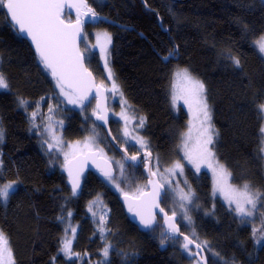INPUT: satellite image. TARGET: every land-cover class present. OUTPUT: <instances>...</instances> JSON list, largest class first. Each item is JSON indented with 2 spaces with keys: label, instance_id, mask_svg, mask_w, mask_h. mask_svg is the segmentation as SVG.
<instances>
[{
  "label": "trees",
  "instance_id": "trees-1",
  "mask_svg": "<svg viewBox=\"0 0 264 264\" xmlns=\"http://www.w3.org/2000/svg\"><path fill=\"white\" fill-rule=\"evenodd\" d=\"M88 6L116 23L88 20L84 29L88 38L95 31L111 32L113 71L130 104L146 117L147 150L159 155L165 166L180 160L177 146L187 126V113L175 112L170 88L174 71L187 68L205 84L212 121L219 132L214 149L233 174V184L250 182L264 192V153L260 151L264 113L257 110L264 102V56L254 44L264 35V0H88ZM74 18L71 12L64 13V19ZM177 45L176 58L163 61L161 57ZM229 53L240 59V68L227 58ZM87 66L94 73L88 62ZM0 70L9 84L0 91L4 132L0 185L18 182L10 198L0 200V230L9 240L15 264H99L106 243L113 247L105 264H193L180 238L161 249V233L165 232L161 220L154 231L141 230L126 212L121 193L101 173L87 172L80 192L72 196L61 164L33 129L30 117L40 105L44 110L58 102L65 142L92 136V126L97 129L101 145L127 166L126 180L120 182L123 193H137L147 186L143 165L131 166L114 148L93 115L95 100L75 109L59 98L55 79L40 64L29 41L13 27L4 7H0ZM20 99L28 101V106H22ZM117 125L112 119L111 129L124 146ZM125 147L137 152L134 146ZM187 176L200 207L193 214L194 222L188 224L179 216L178 223L182 232L191 236L195 231L197 242L209 241L212 252L220 254L217 260L206 250L209 263L264 264V243L254 244L253 225L241 223L221 199L213 197L209 174L197 175L188 167ZM98 199L109 209L105 227L110 232L104 239L98 231L99 218L89 211ZM162 206L171 214L175 210L168 196ZM69 218L79 225L73 252L79 255L71 259L62 252Z\"/></svg>",
  "mask_w": 264,
  "mask_h": 264
},
{
  "label": "snow or ice",
  "instance_id": "snow-or-ice-1",
  "mask_svg": "<svg viewBox=\"0 0 264 264\" xmlns=\"http://www.w3.org/2000/svg\"><path fill=\"white\" fill-rule=\"evenodd\" d=\"M0 7H4L7 10L8 18L13 24V27L19 34H22L25 38L30 39L32 45H34L37 58L45 70H49L52 77L56 81V86L60 89V95L66 98L67 103L77 105L81 108L84 107L85 101H89L92 96L93 89H96L97 95H99V88L93 83L92 73L84 64L85 55L84 52H90L91 49L87 46L84 52H81L79 43L82 40H86L87 34L84 33L83 26L87 22L82 17H87L89 21H97L101 18L99 14L88 4L85 0H78V3L67 4L66 0H0ZM65 7H74L77 9V17L75 22L66 23L63 17V10ZM80 8L86 9L84 12H80ZM167 31V29H165ZM106 44H111V36L105 33ZM99 42V41H98ZM255 47L264 55V35H261L256 41H254ZM96 45H92L95 48ZM178 45L174 46L167 55L161 57V59L167 62L170 59L176 58L178 54ZM101 54L104 59V67L108 71V79H112L113 73L111 68L108 67V49L105 46L101 47ZM231 60L232 64L236 68L241 67V61L238 57H235L229 53L227 56ZM176 81H181V86L177 87V83L174 81L171 95V103L175 107L177 101L183 100L184 104L188 106L189 112L192 113L194 119L198 122L193 124L189 121L188 131L182 134L181 143L177 148L182 151L183 155L180 160L172 162L169 167H165L163 172L160 171L162 166L159 155L153 157L150 151L147 149L150 147L149 142L142 136L134 135L133 132H138L143 129L146 122V117H129L122 110L115 115L120 116L125 121V127L123 136L130 141H135L144 149L143 156H141L138 150L135 154L124 156L125 161H131L133 167L143 164L150 175L155 179H149L148 185L151 186V191H144L143 189H137L138 195H129L124 193L125 201L128 203V211L139 216L140 225L143 228L154 231L153 225L156 223V209L159 213L163 214L165 224L167 228L165 232L161 233V244L163 245L168 240L178 242V238H183L181 248L188 253V255L196 261V264H208V259L202 254L207 250L210 255L220 260V254L218 252H212V248L209 241H200L195 231L191 236L184 235L180 232L179 227L176 225L175 220L177 212L172 211V215L168 216L165 213L164 208L160 207L159 198L167 196L170 190L175 197V203L179 205L181 211L182 220H186L188 224L192 223V217L188 215V205L192 207H199L194 201L198 199L195 196L194 191L188 184L187 180L183 181L184 187H180L181 182L172 178L184 174V164L181 160L186 161L189 165L195 167L197 172L201 171V165L210 168L214 177L213 195L217 192L221 193L224 199L227 201L228 209L234 212L240 219L241 223H247L248 220L256 218L259 215L258 209L264 207V192L254 188L250 182L243 183L240 187H236L230 183L233 174L228 171L225 165L221 164L216 159V153L213 151L216 140L219 137V132L215 128L212 122L211 106L208 102V96L205 84L191 75L187 68L178 69L174 73ZM9 84L3 71H0V89H8ZM111 92L116 93L119 91L118 86L113 81ZM121 97L123 96L120 93ZM94 98V97H93ZM43 99V98H42ZM19 103L22 106L27 107L28 101L20 99ZM124 108H130L127 101L122 100ZM257 110L260 113H264V102L257 105ZM49 113L53 112V109L49 108ZM36 112L32 113V117L35 118ZM96 120L107 123L108 115L107 111L101 109L99 103L97 109L94 110ZM50 119V118H49ZM130 120L136 121V126L132 131L128 129V123ZM58 124L63 126V121H57ZM37 127V125H33ZM195 129V137H193V130ZM47 132H51L50 126L45 129ZM264 134V127L260 129ZM3 128L0 127V142L3 141ZM53 139H56L53 136ZM115 139V138H113ZM97 137L95 135L89 137L85 141L84 147L91 148L96 144ZM47 143V141H45ZM60 143V141H57ZM79 144V142H77ZM49 149L53 147L52 144L48 145ZM73 148L72 153H65V162L63 167L67 170L69 180L71 182L72 196H76L81 188L80 178L83 174V169L86 166V162L91 158V154L80 153L77 155L76 146L69 145ZM100 153L102 149L98 150ZM127 153V149L124 150ZM261 153H264V147L260 149ZM264 158V156H262ZM95 163V160H93ZM119 170V177L113 175V170L109 165L107 170L101 168L103 177L114 184L117 189L123 192L120 188V183L126 180L125 177V163L121 161H114ZM4 162L0 159V176H2ZM97 167H100L97 165ZM155 168V171L153 170ZM163 181V182H161ZM17 181H10L0 185V200L7 201L10 195L15 190ZM173 183L176 187L172 188ZM168 189L165 190V186ZM188 190L185 191L184 189ZM164 190V191H162ZM91 212V207L89 208ZM207 214V213H206ZM69 217L71 212L67 214ZM93 216L95 213L93 212ZM63 220L64 217H58ZM101 239H104V233L110 232L104 226V219L101 217L98 221ZM73 237L76 234V228H71ZM68 229H66V232ZM252 238L254 244L259 245L261 241H264V227L261 229L252 230ZM193 251L190 246H193ZM113 245L106 243L102 250L104 260L99 264H105V261L109 257V253ZM62 251L71 257L73 255H79L71 251V241L65 239L63 242ZM127 256V254H124ZM0 264H15L13 260L12 250L9 246V241L2 230H0ZM222 264H230L229 261L224 260Z\"/></svg>",
  "mask_w": 264,
  "mask_h": 264
},
{
  "label": "rangeland",
  "instance_id": "rangeland-1",
  "mask_svg": "<svg viewBox=\"0 0 264 264\" xmlns=\"http://www.w3.org/2000/svg\"><path fill=\"white\" fill-rule=\"evenodd\" d=\"M68 11V9H66L64 12H63V17H64V13ZM87 19V18H86ZM74 20H76V16L74 18ZM74 20H67V21H74ZM105 33L109 34L111 36V44H106V40H105ZM99 41V42H98ZM92 45H96L95 48H92ZM107 47L108 49V53H109V57H108V60H109V63H108V67L111 68L112 70V73H113V77L112 79H108V71L107 69L104 67V59H103V56L101 54V47L102 46H105ZM112 45H113V36L111 34L110 31H108L107 29L105 31H95L94 35H93V38H86V40H83L82 41V44H81V51L84 52L85 50V47L87 46L88 48L91 49L90 52H84V55H85V60L86 62H88L95 70L96 69H99L97 70L98 73H97V82L100 83L101 85H103L104 87H106L107 91H108V99H109V109H110V112H111V116H112V119L114 121H116L118 123V133H119V137L123 140V143H124V146L126 145H130V146H134L135 148H137V151H143L144 149H141L140 145L138 143H136L135 141H130L128 138L124 137L123 136V131H124V127H125V121L120 117V116H117L115 115V113H120L122 110L125 111V114L128 115L129 117H140V116H143L144 115L142 113H139L129 102L127 96H126V93L122 87V85L120 84V82L118 81L114 71H113V66H112V58H111V49H112ZM98 53V54H97ZM100 57H99V56ZM264 56V55H263ZM101 58V59H100ZM96 59H100V62L102 64V66L104 67V69H100L98 66H96L94 63L96 62ZM178 69H182V68H177L174 73L178 70ZM1 71V70H0ZM96 77V76H95ZM113 81L115 82V84L118 86V89L119 91L116 92V93H113L110 91V89L112 88V84H113ZM174 81L177 83V87L181 86L182 82L181 81H176V78L174 77L173 75V79H172V83H171V88H170V95H172V88H173V83ZM3 90H7V89H0V91H3ZM120 93L123 94V96L121 97ZM59 98L61 100H64L66 102V104L72 108H75V109H80L81 107L77 106V105H72V104H69L67 103V100L65 97H63L62 95H60V93L58 94ZM122 100H125L127 101V104L130 105L131 107L130 108H124L123 105H122ZM55 105H52L49 104L44 110L42 108V105H40L38 107V109L35 111L37 113L36 117L33 118L32 116L30 117V120L31 122L33 123V125H37V127H33V129L40 135L43 136V143L46 147V149L54 154L56 160H57V163L61 164V167L63 168L64 171H66V169L63 167V164L65 162V157H64V154L65 153H72L74 151L73 148L69 147V145H73V146H76L75 150H76V153L77 155L80 154V153H86L87 151H90V150H99V149H102L103 152L101 153L103 156L105 157H108L109 159H111L113 162L114 161H121L123 162L122 160L116 158L113 154H109L108 151L106 150L105 146L104 145H101L100 141H99V134H98V131L95 127L92 126V129L91 130V135H95L97 137V140H96V144L93 145L91 148H86L84 147L85 145V141L91 137V136H87V137H84V138H81V139H77V140H74L72 142H65L64 140V133H63V128H64V123H63V126L61 127L60 124L57 123V121H63L61 119V114L59 113L60 111L58 110V102H54ZM172 104V103H171ZM60 106V105H59ZM173 106V105H172ZM52 108L53 109V112L49 113V108ZM174 110L176 113H180L181 110H184L186 113H187V126L186 128L183 130V132L181 133L180 135V139H179V142H178V145L181 143V137H182V134L183 133H186L188 131V127H189V121H192L193 124H197L198 122L194 119L193 115L191 112H189L188 110V106L184 104L183 100H179L177 101L176 103V106L174 107ZM42 111V115H44V119L42 121L39 120V117L38 115L41 113ZM212 112V111H211ZM50 118V119H49ZM44 122V124H43ZM213 122V121H212ZM51 128V132H47L45 129L47 127ZM136 126V121L135 120H130L129 123H128V129L129 131H132ZM146 128V122H145V126L143 129L139 130L138 132H133L134 135H139V136H142L144 137L147 141H148V138L145 137L144 135V130ZM53 136H55L56 139H53ZM193 137H195V129L193 130ZM47 141V143L45 142ZM57 141H60V143H57ZM77 142H79V144H77ZM49 144H52L53 147L51 149H49L48 145ZM123 146V145H122ZM149 149V148H148ZM213 151L216 153L215 149L213 148ZM131 153V152H130ZM133 154V153H131ZM177 154H179V157L181 159V156L183 155L182 151H180L179 149H177ZM59 155V157L57 158V156ZM216 159L219 161L218 157H217V154H216ZM176 161V160H175ZM174 162V161H173ZM220 162V161H219ZM125 163V162H124ZM181 163L184 164V174L183 176H180V175H177L175 177H173L172 179L174 181L178 180L181 182L180 184V187H184L183 185V181L186 179L188 184L191 186V189L194 191L195 193V196L198 198L194 201L195 204L199 205L200 207V204H199V197H198V194L197 192L194 190L191 182H190V178H188L187 176V168H191L192 171L194 173H196L197 175H200L201 173L205 172L207 174H209V176L211 177L212 179V185L214 186V177H213V173H212V170L210 168H207L206 166L204 165H201V171L200 172H197L195 167L192 166V165H189L186 161H183L181 160ZM221 163V162H220ZM115 164V163H114ZM172 163H170L171 165ZM222 164V163H221ZM140 165H143V164H140ZM169 165V166H170ZM224 165V164H223ZM116 166V169H117V173H116V177H119V170H118V167L117 165L115 164ZM168 165L165 166V165H162L161 168H160V171L163 172V169L165 167H169ZM226 167V166H225ZM127 166L125 165V170H126ZM143 169H144V165H143ZM154 171H155V168H154ZM163 182V181H161ZM111 186L114 187V189L117 190L118 193H121L120 194V197L121 195L123 194V192H121L119 189H117L115 187L114 184H111L110 182H108ZM117 183H120L119 179L117 180ZM230 183L233 184L232 182V179L230 180ZM234 185V184H233ZM236 187H240V186H237V185H234ZM176 185L175 183H173L172 185V188H175ZM121 188V187H120ZM143 190H146L147 189V186L145 185L144 187H141ZM166 190L168 189V186L166 185L165 186ZM185 191H187L188 189L185 188L184 189ZM126 193V192H124ZM129 194H132V195H138V193H129ZM212 195H213V187H212ZM168 198L170 199L171 202H173V205H174V208H175V211L177 212V217L181 216V211H180V208H179V205L177 203L174 202L175 199H177L178 197H175V195L169 190L168 191V194H167ZM214 198H219L221 199V201L226 205L228 206L227 204V201L224 199L223 195L219 192H217L215 195H213ZM91 209H92V212L95 213V217L96 218H99V221L101 219V217H103L104 219V226H106L107 224V221L105 219L106 215L108 214V206L107 204L101 200V199H98L96 200L92 206H90ZM199 207H192L191 205H188V208H189V211H188V215H190L192 217V222L193 221V214L195 212L196 209H198ZM258 212H259V215L256 216V218L254 219H250L248 220V223H250L251 225H253L252 227L255 228V229H261L262 227H264V207H261L258 209ZM102 213V214H101ZM235 214V213H234ZM181 218V217H180ZM182 219V218H181ZM184 222H187L186 220H183ZM67 225L65 227V234H64V239H63V242L65 239H68L71 241V251L74 252V243H75V239H76V236H77V231L79 229V225H77L76 223L73 222V220L71 218H69L67 220ZM188 223V222H187ZM71 228H76V234L75 236L73 237L72 233H71ZM66 229H68V231L66 232ZM107 232L106 231L104 233V236L107 235ZM100 234V232H99ZM101 236V235H100ZM8 239V238H7ZM9 241V240H8ZM264 243V241H261V243L259 245H262ZM211 244V243H210ZM9 246H10V243H9ZM11 248V246H10ZM62 248H63V245H62ZM12 250V249H11ZM63 252V251H62ZM63 254L68 258V259H71V258H74L75 255L69 257L67 256V254H65L63 252ZM12 255H13V260L15 262V257H14V253L12 251ZM192 263L193 264H196V261L193 260L192 258H190Z\"/></svg>",
  "mask_w": 264,
  "mask_h": 264
},
{
  "label": "water",
  "instance_id": "water-1",
  "mask_svg": "<svg viewBox=\"0 0 264 264\" xmlns=\"http://www.w3.org/2000/svg\"><path fill=\"white\" fill-rule=\"evenodd\" d=\"M85 2L88 4V0H85ZM66 3H67V4L78 3V0H66ZM66 9H68L69 12H71L74 16L77 17V9H76V8H74V7H71V8H70V7H65L64 10H63V12H64ZM5 11H6V13H7L6 8H5ZM84 11H86V9H84V8H80V12H81V13L84 12ZM7 16H8V14H7ZM62 18L64 19V17H62ZM103 18H104V17H103ZM82 19H85V17H82ZM9 20H10V19H9ZM64 20H65L66 23L75 22V20H74V21H67L66 19H64ZM105 21H106L107 23L116 24L114 21H111V20H108V19H105ZM10 22H11V21H10ZM11 24H12V22H11ZM12 25H13V24H12ZM83 30H84V33H85L84 26H83ZM20 35H21L23 38H25L22 34H20ZM25 39L28 40L29 43L32 45L30 39H28V38H25ZM81 44H82V41L79 43V48H80V50H81ZM32 47H33V50L35 51L34 45H32ZM81 52H82V51H81ZM35 53H36V52H35ZM36 55H37V54H36ZM84 64H85V66L88 68L85 59H84ZM88 70L92 73L93 83H94L95 85H97V86H100V88H99V95H97V93H96V89H95V88L93 89L92 96H90V98H89V99H90V102H91L92 100H95V103H96V109H97V104L99 103L101 109L106 110V111H107V115H108L107 123H105V122H103V121H98V120H97V122H98L102 127H104V129H105V131H106V133H107V135H108V138H109L110 142L112 143V145L114 146V148H115V149H116L121 155H123V156H125V155H128V156L133 155V154H131V153L128 151V149H127L125 146H122V145L119 144V142L117 141V139H116V137H115V135H114V133H113V131H112V129H111V120H112V116H111V112H110V109H109L108 91H107L106 87H104L103 85H101L100 83L97 82V79H96V77H95V75H94V73H93V71H92L91 69L88 68ZM48 71H49V70H48ZM49 72H50V71H49ZM93 97H94V98H93ZM88 104H90L89 101H85V105H88ZM95 118H96V117H95ZM113 138H115V139H113ZM125 149H127V153H125V151H124ZM147 151H149V150H147ZM150 152H151V151H150ZM140 153H141V156H143L144 151H142V152H140ZM151 153H152V152H151ZM85 154H91V158L87 160V162H86V166H85L84 169H83V174L81 175V178H80V184H81V187H82V179H83V176H84L87 172H89V171H96V172H99V173L102 174V172H101V168H104L105 170H107L108 166L110 165L111 168H112V170H113V175H114V176L116 175V173H117V169H116V166H115L114 162H113L111 159H109L108 157L103 156L98 150H90V151H87ZM78 155H79V154H78ZM152 155H153V157H155L153 153H152ZM93 160H95V163H93ZM127 162L130 163V164H132L131 161H127ZM97 165H99L100 167H97ZM153 170H154V168H153ZM144 172H145V175H146V184H147V189L144 190V191H151V186L148 185V180H149L150 178H151V179H155V178L150 177V175H149V173H148V171H147V168H146L145 166H144ZM65 175H66V177H67V179H68V183H69V185H70V187H71V182H70V180H69L67 170L65 171ZM80 190H81V188H80ZM80 190L78 191V193L80 192ZM165 190H166V188H165ZM162 191H164V190H162ZM128 194H129V193H128ZM129 195L131 196L132 194H129ZM120 198H121V202H122V204L124 205V208H125L126 212L128 213L130 219H131V220H132V221H133V222H134V223H135V224H136L141 230H143V231H148V229H145V228H143L142 225H140V223H139V220H140L139 216H135L134 213L128 211V203L125 201L124 193L121 195ZM163 198H164L163 195L159 198V204H160V207H161V208H164V207L162 206ZM155 211H156V223L153 225V227L156 226V224L159 222V220H161L163 226H164L165 229H166V228H167V225L165 224V220H164V216H163V214L159 213V210H158V209H156ZM164 211H165V213L168 214V216H171V215H172V214L169 213L165 208H164ZM175 223H176V225L179 227L180 232H182V230H181V226H180L179 223H178V217H176ZM182 233H183L184 235H188V234H186V233H184V232H182ZM188 236H189V235H188ZM179 238L183 240L182 237H179ZM167 247H168V242L164 243V244L161 246V249H162V250H165ZM190 248L195 249V248H194V245H193V246H190ZM202 254L208 259V255H207L206 250H205ZM208 264H210V263H209V259H208Z\"/></svg>",
  "mask_w": 264,
  "mask_h": 264
},
{
  "label": "flooded vegetation",
  "instance_id": "flooded-vegetation-1",
  "mask_svg": "<svg viewBox=\"0 0 264 264\" xmlns=\"http://www.w3.org/2000/svg\"><path fill=\"white\" fill-rule=\"evenodd\" d=\"M87 17H85V20L87 21V22H89L87 19H86ZM84 27H85V24H84ZM98 54V53H97ZM99 56V55H98ZM100 57V56H99ZM101 59V58H100ZM100 59H96V62L94 63L96 66H98L101 70L102 69H104V67L102 66V64H101V62H100ZM87 63V62H86ZM97 70H99V69H94V75L96 76V78H97V73H98V71ZM168 242V245H169V242H170V240H168L167 241Z\"/></svg>",
  "mask_w": 264,
  "mask_h": 264
}]
</instances>
